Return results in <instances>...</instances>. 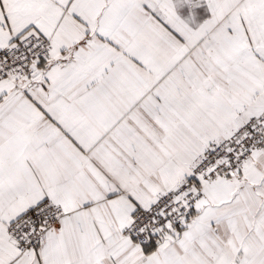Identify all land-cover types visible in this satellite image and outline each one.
<instances>
[{
	"label": "snow or ice",
	"instance_id": "1",
	"mask_svg": "<svg viewBox=\"0 0 264 264\" xmlns=\"http://www.w3.org/2000/svg\"><path fill=\"white\" fill-rule=\"evenodd\" d=\"M0 264H264V0H0Z\"/></svg>",
	"mask_w": 264,
	"mask_h": 264
}]
</instances>
